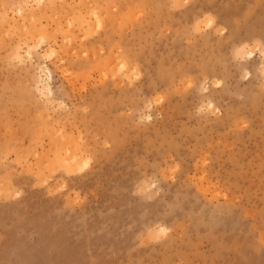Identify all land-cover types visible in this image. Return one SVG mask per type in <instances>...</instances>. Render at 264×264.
Instances as JSON below:
<instances>
[{
  "label": "rangeland",
  "instance_id": "374dc122",
  "mask_svg": "<svg viewBox=\"0 0 264 264\" xmlns=\"http://www.w3.org/2000/svg\"><path fill=\"white\" fill-rule=\"evenodd\" d=\"M0 264H264V0H0Z\"/></svg>",
  "mask_w": 264,
  "mask_h": 264
},
{
  "label": "bare ground",
  "instance_id": "6f19581e",
  "mask_svg": "<svg viewBox=\"0 0 264 264\" xmlns=\"http://www.w3.org/2000/svg\"><path fill=\"white\" fill-rule=\"evenodd\" d=\"M45 32H43V34H44ZM48 33V32H47ZM37 35V34H36ZM40 35H41V33H40ZM39 36V35H38ZM43 36V35H42ZM48 36V35H47ZM50 36V35H49ZM52 36V35H51ZM41 38V37H40ZM42 39H43V37H42ZM252 51V50H251ZM253 53V52H252ZM29 55V54H28ZM18 56V55H17ZM20 58V57H19ZM47 88L49 89V90H51V87L48 85L47 86ZM77 154H79V153H77ZM77 157V155L76 156H74V159L73 160H75V159H77L76 158ZM73 158V157H72ZM76 161V160H75ZM157 229V228H156ZM164 229V228H163ZM159 231H161V230H159Z\"/></svg>",
  "mask_w": 264,
  "mask_h": 264
}]
</instances>
